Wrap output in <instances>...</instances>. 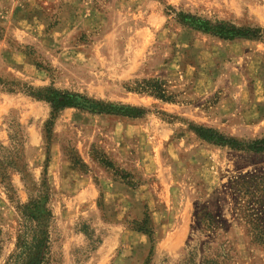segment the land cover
<instances>
[{"label":"rangeland","instance_id":"rangeland-1","mask_svg":"<svg viewBox=\"0 0 264 264\" xmlns=\"http://www.w3.org/2000/svg\"><path fill=\"white\" fill-rule=\"evenodd\" d=\"M201 129L264 139V0H0V264L44 193L50 264H264V152Z\"/></svg>","mask_w":264,"mask_h":264},{"label":"trees","instance_id":"trees-1","mask_svg":"<svg viewBox=\"0 0 264 264\" xmlns=\"http://www.w3.org/2000/svg\"><path fill=\"white\" fill-rule=\"evenodd\" d=\"M197 24L198 23H193V25ZM199 25L198 29L200 31L210 33L226 41H233L235 39H257L263 32L260 28H236L226 25L214 27L208 23ZM47 100L51 103L56 113L66 108H77L99 114L117 112L129 117H137L138 115L135 114V111L132 109L122 111L117 108H107L100 103L90 101L84 96L71 95L69 93H57L52 98H47ZM207 133L212 132L210 130L201 129L199 131V137L207 142L229 146L235 149L246 148L249 151L257 153L264 152V139L257 140L253 144L245 147L235 140H226L217 135L207 136ZM43 187L47 189L46 183H43ZM10 199L12 200L13 197L10 196ZM263 202L264 199L262 196H259L257 201L253 204L254 208L256 206L261 207ZM16 209L20 217L21 229L17 239L16 252L10 257L7 264H50L52 262V250L49 230L53 222V215L48 208L46 193L38 195L37 197L31 195L27 204L21 205L18 203ZM259 235L264 236V231H260ZM261 246L264 247V242L261 243Z\"/></svg>","mask_w":264,"mask_h":264}]
</instances>
